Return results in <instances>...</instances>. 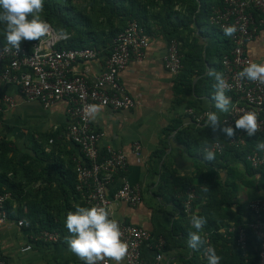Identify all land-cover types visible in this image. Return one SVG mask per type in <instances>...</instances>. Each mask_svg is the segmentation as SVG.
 Here are the masks:
<instances>
[{"label": "crops", "instance_id": "obj_1", "mask_svg": "<svg viewBox=\"0 0 264 264\" xmlns=\"http://www.w3.org/2000/svg\"><path fill=\"white\" fill-rule=\"evenodd\" d=\"M194 1L195 4L193 0L139 1V9L146 13L149 45L140 63L129 61L119 74L120 86L135 105L123 111L99 106L95 119L90 118L93 130L101 135L98 149L102 152L110 147L124 153V176L130 185L141 190V203L135 207L113 203L112 219L165 239L161 260L156 264H207L203 254L194 261L200 247L197 251L187 247L189 233L196 231L191 225L192 216L206 221L198 233L206 247V238L209 240L213 234L230 238L224 234L235 227V216L243 225L251 223L248 205L264 197V188L259 189L256 184L258 178L247 177L243 161L229 153L214 154L207 161L205 149L200 148L207 134L213 132L207 126V114L217 112L211 99L216 81L207 73L213 70L221 74L216 49L227 37L212 28L207 18V11L218 7L219 0ZM170 14L174 16L168 19ZM167 22L176 28L182 57V71L176 76L163 65L168 44L163 25ZM98 51L97 59L75 64L74 74L87 82L94 81L102 71L110 46ZM246 53L251 63H264V27L258 28ZM225 95L232 102V96ZM5 97L13 101V106L4 101ZM67 107L65 100L47 108L39 102H25L16 87L0 84V141L6 142L9 149L0 163V174L8 184H17L20 191L15 197L4 193L9 195L5 204L8 218L0 226V258L4 264H83L68 249L71 236L64 227L68 212L85 207L69 185V174L72 175V165L80 158V151L65 138ZM189 109L194 115L206 117L196 123L188 114ZM225 114L217 112L219 120ZM134 143L141 147L139 156L132 152ZM119 186L120 180L116 179L108 187V199H113ZM202 187L207 188L203 198L195 196L192 210L183 215L180 205L187 190L192 188L195 193ZM207 201L212 204L203 208ZM33 206L50 207L38 217L52 215L63 224V233L58 234L56 242L39 240L42 231L37 232L36 225L24 222L26 228L17 226ZM26 246L30 250L22 252ZM218 247L222 249L220 244ZM142 254L144 264L155 263L154 251L144 248ZM110 264L114 262L110 260Z\"/></svg>", "mask_w": 264, "mask_h": 264}, {"label": "built area", "instance_id": "obj_2", "mask_svg": "<svg viewBox=\"0 0 264 264\" xmlns=\"http://www.w3.org/2000/svg\"><path fill=\"white\" fill-rule=\"evenodd\" d=\"M208 21L222 32L228 26L236 28L229 36V51L220 59L221 75L229 86L225 93L232 96L229 111L221 123L225 127H234L235 119L245 112L255 111L258 129L253 137H248L243 130H235L233 137H227L223 142H214L205 151L221 155L227 148L242 150L247 147L248 141L253 142L254 150L246 156V163L254 170L263 168L264 151H257L255 145L264 141V83L241 79L238 73L251 63L246 53L247 44L254 38L258 28L264 27V0H221L220 5L212 10ZM66 40L55 39L52 29L40 42L35 41L30 47L20 45L15 50L6 43L0 48V84L16 87L25 102H39L44 108L60 100L67 102L69 121L65 127V138L80 151V158L74 163L75 191L85 207H104L112 219L113 203L135 207L141 203V190L137 185H130L124 176L127 168L124 153L110 147L102 152L98 149L97 143L101 135L93 130L85 110L86 106L93 104L112 111L130 110L134 107L133 99L119 84V74L129 61L140 63L143 60L144 51L149 45V36L137 21L128 22L113 39L102 71L92 82L75 75L74 66L97 59L99 51L90 48L69 49L65 46ZM59 44L61 49L56 48ZM163 65L174 76L182 71V57L176 40L168 42ZM4 101L13 106L10 98L5 97ZM187 112L196 123L206 117V114L194 115L190 109ZM140 150L139 144L132 145L135 155L139 156ZM116 179L120 180V186L110 200L107 189ZM195 198L194 190L189 188L183 202L186 214L190 213ZM8 199V194L0 195V226L8 218L5 209ZM248 211L253 221L248 225L231 227L226 233H235V245L245 259L249 230L252 237L259 241L257 264H264V197L251 202ZM117 223L121 232L120 238L127 244L124 264H144V248L154 251V264L161 260L165 246L163 237H154L146 230L125 222ZM17 226L26 228L27 224L18 221ZM58 238L56 233L46 231L38 235V239L44 242L54 243ZM205 242V249L211 247L208 238ZM30 248L26 246L21 251L25 252ZM106 261L110 264V259L106 258ZM0 264H4L1 258ZM97 264H105V261H98Z\"/></svg>", "mask_w": 264, "mask_h": 264}, {"label": "clouds", "instance_id": "obj_3", "mask_svg": "<svg viewBox=\"0 0 264 264\" xmlns=\"http://www.w3.org/2000/svg\"><path fill=\"white\" fill-rule=\"evenodd\" d=\"M43 9V0H0V24L4 25V38L10 48L18 50L23 41H41L51 31V26L39 16ZM236 31L235 26H228L224 30L226 36H231ZM55 39H68V34L63 30L55 32ZM208 76L215 83V94L212 96L214 107L219 113H227L231 103L225 95L228 84L219 72L209 70ZM241 79L259 81L264 83V63H250L240 73ZM99 111L98 105L86 106L85 114L95 119ZM217 112L207 114V126L216 132L220 129L226 137L231 138L235 130H243L248 137H253L258 129L257 113L248 111L235 119L234 127H221ZM257 151H264V141L255 145ZM214 158L212 151H206L204 159L211 161ZM206 223L203 217L193 215L191 225L196 230L189 233L187 247L197 251L202 244L198 234ZM64 227L70 234L68 249L76 255L83 264H97L106 258L121 264L127 253V244L121 240V232L116 220L109 218V212L104 207H77L74 212H68L64 219ZM203 255L207 264H220V256L212 247L204 250Z\"/></svg>", "mask_w": 264, "mask_h": 264}, {"label": "trees", "instance_id": "obj_4", "mask_svg": "<svg viewBox=\"0 0 264 264\" xmlns=\"http://www.w3.org/2000/svg\"><path fill=\"white\" fill-rule=\"evenodd\" d=\"M69 2V0H66ZM194 4L195 1L193 0ZM91 3L95 4L98 3L99 6V14L105 19V24L109 28V31L105 32L102 31L100 34H96L93 30H88V18L82 15L81 13H77L74 15H70V11L67 9H64L63 7H60V5L57 3V0H43V9L41 11L42 20L46 21L51 28L54 30V32L58 30H63L68 34V39L66 40L65 46L69 49H81V48H94L100 51H103L111 45L113 39L116 37V35L121 32L126 24L130 21H137L140 25H142L146 31L147 27L144 22L146 13L139 9V6L137 1L135 0H91ZM221 0H219L220 5ZM92 4V5H93ZM212 9H209L207 11V18L210 16ZM174 16L173 14L168 15V19ZM122 18V25L117 26L115 28V21L118 18ZM177 18V16H176ZM143 22H142V21ZM125 23V24H124ZM192 23V21H191ZM189 24V23H187ZM163 27L166 30V35L168 42L171 40L178 39L176 37V31L173 25H169V22L163 25ZM118 28V29H117ZM214 28L217 32L220 34L226 36L224 32L219 31L217 28ZM115 29V30H114ZM70 34V35H69ZM148 34V33H147ZM227 39H224V44L222 43L221 46L216 49L217 56L219 58V67H220V59L222 55L227 53L231 47V43L229 40V36H226ZM35 41H23L20 45H26L30 47V45ZM6 40L4 38V25L0 24V48L6 44ZM57 49H61V45H57ZM221 70V67H220ZM225 116V115H224ZM223 116V117H224ZM219 120V123L221 124V127H225L222 125L221 121L223 119ZM227 139V137L220 132V129L217 128L216 132H209L207 136L204 138L203 144L200 145V148L205 149L209 147L214 142H223ZM254 150V143L253 142H247V147L242 150H236L227 148L221 155L231 154L236 159L241 160L245 163L246 166V175L248 178H254L257 177V187L259 189L264 188V167L259 168L257 170L252 169L247 163H246V156L250 154ZM8 144L6 142L0 141V163L2 162L3 157L8 153ZM219 155V156H221ZM218 156V155H217ZM27 158L26 156L24 157ZM23 159V158H22ZM24 162V159L22 160V164ZM72 175H70L69 179V185L71 193H73L76 197L79 198V195L75 191V172H74V165H72ZM252 182V181H251ZM251 184H254L253 182ZM190 185V184H189ZM5 187V190L2 189ZM186 187L183 189V194L186 191ZM205 187H202V189H196L195 190V196L198 198H203V194L206 192ZM6 192H9L12 196L15 197V195H19V186L17 184L10 183L8 184L6 178L0 174V195L4 194ZM185 199L183 198L181 205H180V211L184 215V209H183V201ZM196 199L193 201L191 210L195 204ZM199 201V200H198ZM208 204H205L203 208L209 207V205L212 204L211 201H207ZM7 204V202H6ZM47 209H50V207L47 206H33L29 209V212L24 215L23 222L28 223L31 225H36L37 232L40 231H46L49 233H56L57 235L63 233L62 227L63 224L59 221L54 220L55 217L52 215H49L47 218L41 217L39 218L38 215H45L44 211H47ZM233 224L235 227H238V225H243L240 221L239 217L233 218ZM218 229V227H217ZM210 234V233H208ZM235 233L233 234H227L224 235L229 236L230 238H224L222 236H218L216 234H213L210 236L209 244L212 248L215 249L216 254L220 256V264H257V247L259 244V241L256 238H253L250 231L247 232V249H246V258H242L240 250L235 245ZM188 238V237H187ZM165 240V239H164ZM218 244H220V249L218 247ZM228 244V245H227ZM204 241H202V244L200 245V250L198 254L194 257V261L199 260L202 257V252L204 251ZM220 251V252H217Z\"/></svg>", "mask_w": 264, "mask_h": 264}, {"label": "rangeland", "instance_id": "obj_5", "mask_svg": "<svg viewBox=\"0 0 264 264\" xmlns=\"http://www.w3.org/2000/svg\"><path fill=\"white\" fill-rule=\"evenodd\" d=\"M135 1L139 3V1L143 2L144 0ZM57 3L60 5V7H63L64 9L70 11V15L81 13L82 15L87 17L89 21L87 29L95 31L97 35L102 33V31H109V28L105 24V19L99 14L100 5L98 3L93 4L91 3V0H69V2L66 0H57ZM39 16L42 19L41 13L39 14ZM115 22V28L117 26H121L123 23L121 17L118 18Z\"/></svg>", "mask_w": 264, "mask_h": 264}]
</instances>
